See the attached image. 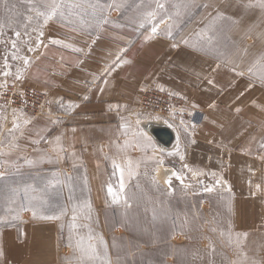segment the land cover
<instances>
[{"label": "crops", "instance_id": "crops-1", "mask_svg": "<svg viewBox=\"0 0 264 264\" xmlns=\"http://www.w3.org/2000/svg\"><path fill=\"white\" fill-rule=\"evenodd\" d=\"M166 16L155 33L106 25L87 34L50 21L14 78L2 75L0 33V85L39 89L49 111L0 130V171L83 172L91 204L101 211L121 184L149 170L167 182L180 168L207 171L224 184L228 232L221 245L210 237L209 247L227 250L224 264H264V79L242 59L248 48L217 53L168 35ZM258 20L242 17L234 33L258 39L264 32ZM236 55L240 61L228 59ZM149 89L174 98L167 114L141 108ZM147 123L169 126L173 145L161 144ZM65 247L53 219L0 228V264H60L58 248Z\"/></svg>", "mask_w": 264, "mask_h": 264}, {"label": "rangeland", "instance_id": "rangeland-1", "mask_svg": "<svg viewBox=\"0 0 264 264\" xmlns=\"http://www.w3.org/2000/svg\"><path fill=\"white\" fill-rule=\"evenodd\" d=\"M51 3L4 0L2 75L14 78L22 73L38 51L50 21L93 34L106 25L158 29L157 22L169 14L166 34L183 36L184 41L217 53L238 54L246 47L250 55L241 58L250 68L258 67L264 79V32L255 40L234 33L242 17L258 18L264 29V0H56L61 7L46 20L40 13L49 12ZM228 59L240 61V56ZM45 108L48 114L47 99ZM12 127L0 120L1 131ZM163 179L155 170L144 172L113 194L101 211L91 204L83 172L0 171V228L27 218L51 217L66 246L58 248L65 258L60 264H224L227 250L209 247L210 237L221 245L228 233L224 184L207 171L186 168L177 169L168 182ZM90 246L95 248L94 255Z\"/></svg>", "mask_w": 264, "mask_h": 264}, {"label": "built area", "instance_id": "built-area-1", "mask_svg": "<svg viewBox=\"0 0 264 264\" xmlns=\"http://www.w3.org/2000/svg\"><path fill=\"white\" fill-rule=\"evenodd\" d=\"M46 97L43 92L35 88H18L15 85L0 86V120L14 123L23 115L32 117L46 114ZM173 98L166 92L149 89L145 92L140 106L145 111L155 115H165L171 110Z\"/></svg>", "mask_w": 264, "mask_h": 264}, {"label": "water", "instance_id": "water-1", "mask_svg": "<svg viewBox=\"0 0 264 264\" xmlns=\"http://www.w3.org/2000/svg\"><path fill=\"white\" fill-rule=\"evenodd\" d=\"M145 128L164 146L171 147L175 141L173 130L167 125H156L148 123Z\"/></svg>", "mask_w": 264, "mask_h": 264}, {"label": "snow or ice", "instance_id": "snow-or-ice-1", "mask_svg": "<svg viewBox=\"0 0 264 264\" xmlns=\"http://www.w3.org/2000/svg\"><path fill=\"white\" fill-rule=\"evenodd\" d=\"M262 6H264V5H262ZM60 7H61V5L59 3H56V0H52L51 5L49 6L50 11L47 13H40V14L44 15L46 20L50 19L52 16L56 15V13L60 9ZM152 32L153 33L156 32L155 27L152 29ZM25 63H27V61H25ZM217 183H219V181H217ZM121 188H123V184H121ZM108 192H109V194H113V190L111 187H109ZM33 215H35V213ZM48 218L50 219L51 217H48ZM90 247L92 248V254L94 255L95 254V248H94V246H90Z\"/></svg>", "mask_w": 264, "mask_h": 264}, {"label": "bare ground", "instance_id": "bare-ground-1", "mask_svg": "<svg viewBox=\"0 0 264 264\" xmlns=\"http://www.w3.org/2000/svg\"><path fill=\"white\" fill-rule=\"evenodd\" d=\"M147 124H148V123H147ZM147 124H146V125H147Z\"/></svg>", "mask_w": 264, "mask_h": 264}]
</instances>
